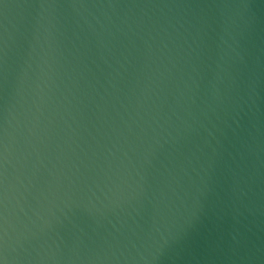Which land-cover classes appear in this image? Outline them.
I'll use <instances>...</instances> for the list:
<instances>
[{
	"label": "water",
	"instance_id": "1",
	"mask_svg": "<svg viewBox=\"0 0 264 264\" xmlns=\"http://www.w3.org/2000/svg\"><path fill=\"white\" fill-rule=\"evenodd\" d=\"M0 264H264V0H0Z\"/></svg>",
	"mask_w": 264,
	"mask_h": 264
}]
</instances>
